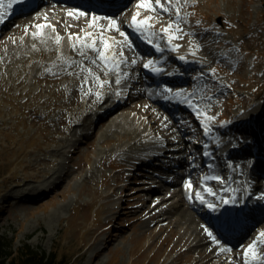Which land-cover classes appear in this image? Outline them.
I'll return each mask as SVG.
<instances>
[{"label": "rangeland", "instance_id": "obj_1", "mask_svg": "<svg viewBox=\"0 0 264 264\" xmlns=\"http://www.w3.org/2000/svg\"><path fill=\"white\" fill-rule=\"evenodd\" d=\"M200 2L202 5L199 10L210 20L232 17L230 35L238 33L237 39L239 43L242 41L243 48L241 54L225 59L216 75L219 79L207 73L199 78L201 101L205 103L207 111L210 112L212 108L216 110L215 118L218 112L230 116L242 105H246L242 109L247 112L250 109L248 102L264 94V6L261 7L264 0ZM48 8L49 4L45 3L37 13L48 11ZM256 20H262V25L254 27ZM119 30L127 37L125 39L119 34L121 45L126 49L134 48L126 30ZM206 40L216 59L220 54L230 53L222 47L217 48L216 42L212 43L209 38ZM248 52L250 55L246 57ZM255 52L260 57L257 59L258 65L252 70L249 61ZM132 54L140 55L135 51ZM138 71L131 70L132 74ZM9 72L3 69L0 78ZM20 76L23 77V74ZM223 79L235 85L233 92L222 94L219 98L206 94L205 90L213 87L210 83L212 80L216 82ZM133 81H126L127 85L132 86ZM28 82L29 93L15 85L10 88V79L0 83V235L13 240L16 248L28 243L47 254L58 248L60 254L68 256L71 264H196L202 256L192 249V240L188 243L179 241V237L186 232L183 226H177L176 215L163 222L168 226L171 221L170 227L162 231L154 226L155 220H150L143 212L148 201L147 195H137L138 185L130 183L133 180L140 181L138 174H144L143 166L139 165L138 168L128 165V159L119 153L124 149L123 145H127V139L121 141L127 131L122 127L124 123L114 125L112 130L110 128L112 121L120 115L148 121L147 116L122 109L107 119H96L92 126L89 123L85 127L82 126V120L73 116L79 109L77 92L83 91V80L69 81L67 85L64 82L37 84L33 76H30ZM255 86L258 88L253 90ZM228 87V84L226 87L220 86L219 91L224 93ZM162 89L167 90V86ZM131 92L136 98L128 102L143 107V111L151 104L146 94L152 95L154 100L164 105L168 102V95L162 96L156 87L145 84L136 85V90ZM145 100L147 103L144 105ZM261 101L264 103V100ZM147 128L153 129L151 122ZM172 131V144L179 138L185 141L173 146L175 156L179 157L194 148V144L188 142L189 133L183 132L180 136L175 128ZM240 133L241 127L231 128L227 139L239 142ZM162 137L160 145H172L167 136ZM90 141H93L92 146L87 144ZM127 151L131 155L139 150L132 147ZM50 161H55L57 166L50 165ZM187 171L188 168H181L180 172ZM260 180L256 183L264 185ZM21 181H25L26 185L19 186ZM120 185L121 188L117 187ZM122 189L124 192L119 199L110 197L115 203V209H110L107 202L109 198L104 194L115 192L117 195ZM176 191H180V188ZM26 194V197L21 198ZM173 203H176L175 199L160 208ZM249 216L246 215L245 219L253 222L255 216ZM109 218H114L116 224L108 232L105 226ZM208 230L212 233L210 227ZM187 231L191 235L192 230ZM208 237L206 243L213 241L221 245L213 234L210 241ZM225 248L226 245L221 247ZM224 257L226 264H234L231 258L226 255Z\"/></svg>", "mask_w": 264, "mask_h": 264}, {"label": "bare ground", "instance_id": "obj_2", "mask_svg": "<svg viewBox=\"0 0 264 264\" xmlns=\"http://www.w3.org/2000/svg\"><path fill=\"white\" fill-rule=\"evenodd\" d=\"M155 3V0L153 1V4ZM161 3H164V0H161ZM180 3L177 2V0H171V5H174V7H177ZM168 5V4H165ZM77 6V5H76ZM90 8V13L88 15H85L84 18L90 19L91 22L84 23L82 22V18L78 17L75 19H72L71 17L67 18L64 15H61L60 13H56L57 9L53 8V11L49 9V11H43L40 13H37L31 17H23L20 19V23H9L6 20V17L0 20V69L3 67L6 68H14L15 65L18 63L22 64L23 70L25 72V75L23 77H20V73L17 74L15 81L16 84L22 88L26 87L28 84L27 74L29 72L27 71L28 68H32L34 70H40L45 73V75H41L37 77V81L40 82L41 80L45 81H58V80H64L67 79L68 81L76 80L78 77L80 79H88L87 77H91L96 70L86 66L87 59L86 57L93 56L98 59L96 53L86 50L85 55H80L79 46H77V50H67L60 46V42H56L57 32L63 33L64 35H69L73 33H80L83 26L76 25L75 22H79L82 25L90 24L92 23L91 16L97 15L102 17H108L111 19H115L117 21V26L119 29H125L126 25L124 24V17L128 14V11H122L120 13L116 12L117 9H107V8H100L95 9L92 6H88ZM182 11L187 10L188 6L185 4L181 5ZM2 8L4 10L6 9V5H0V14L2 11ZM39 10V8H38ZM87 11V9H86ZM4 16H7L9 18V13L7 11H4ZM172 12L175 14V8H172ZM56 13V14H55ZM147 13L153 14V12L148 11ZM136 14V13H135ZM134 14V15H135ZM56 16L57 21H53V23H48V25H52L55 28V32H53L51 27H45L42 32L43 36L39 35V32L35 33L36 36H31L29 40L26 42L24 40H18L14 38L17 35H24L26 30L30 27H32L38 20L39 22H42V25H46V22L50 17ZM144 16H148V14L145 13ZM143 13L141 18L144 17ZM161 16L165 17V15L161 14ZM47 17V19H45ZM160 19H163L161 17L156 18V21L161 22ZM60 20V21H59ZM180 20L183 21L182 16L180 15ZM59 21V23H58ZM87 25L85 32L80 36L83 37L86 32H92L97 37L100 34L101 29H105L103 31V35L106 39L109 40L110 43L113 44V48L110 50L112 54L118 55L117 60L119 63L122 59H119V56L121 54L119 53L118 44L113 39L114 37L118 36L120 34L119 31H116L115 29H109V24L107 20H101L96 22V27L89 28ZM168 25L163 26V30ZM38 30V29H37ZM48 30L52 32L51 34H45L44 31ZM163 30H159L161 34H164ZM175 33H173L174 35ZM167 36L166 34H164ZM180 38L176 39V41H186L189 39L188 36L184 35H177ZM75 37V36H74ZM168 37V36H167ZM28 38V37H23ZM117 38V37H116ZM75 40V39H74ZM185 48L183 50H176L175 48H171V52L174 53V57H177L176 59H172L169 61V64H173L175 62H181L182 58L185 56H190L192 60V64H188L187 62H183L180 64L182 67L187 69L188 67L193 68L196 63L197 59L202 58L204 63V69L208 68L209 65L214 62L215 63V55L211 53L209 50L206 49V47L198 51L197 47L189 46V42L185 44ZM160 49V48H159ZM124 55H127V53L124 51ZM49 55V59L48 58ZM76 57L75 60H71L72 57ZM184 56V57H183ZM43 60H46L43 62ZM212 60V61H211ZM200 62V61H199ZM98 63L100 64L96 69L101 74V79H97L95 77H92L87 80V82L83 85V87L88 90L90 86H92V90L96 89L99 90L101 87L104 86L105 82L103 80L102 72L100 71V67H104L103 63L98 59ZM214 63L212 66H214ZM150 65L149 67H151ZM116 68V67H115ZM86 69H90L91 72L87 71ZM104 70L107 73L114 74L112 76L115 77L114 85L117 84V81L119 79L123 78L122 75H119L118 69L116 68L115 71H112L111 68H105ZM155 74H159L160 72L157 70H153ZM200 72V70H194L193 73L197 74ZM184 86L191 87L192 89L190 91L195 90L196 94H199V90L195 89L194 84H192L191 79H186V76H182ZM66 80V81H67ZM101 82H103L101 84ZM143 82V81H140ZM151 87H157L160 86L163 83H168L173 87V90L180 89L183 85H178L177 82H175V77H162L158 82H148ZM111 90H107L105 92L99 93V92H93L88 91V102H87V108L85 111H77L74 113L75 117H79V120H82L83 124L82 126L89 125L92 126L94 121L96 119L101 118H108V116L113 112H118L119 108H130L132 110H138L140 112H143V107H135L133 105L127 104V100H125V95L119 94V90L113 89L114 86L109 87ZM134 88V87H133ZM199 89H201L199 85ZM148 97H151V95L146 94ZM80 98H83L84 95L80 94ZM172 98V97H171ZM175 105H178L177 107H183V105H186L189 103V100H181L178 97L173 98ZM261 100H264V95H259V98L256 100H250V105H252L251 113H246L244 115H238L233 118L230 125L224 126H215V132H217L219 135H226L228 128H234L238 125L241 127L243 132L248 136L246 137V140L251 141H258L257 151L254 147H251L249 150L250 152L242 153L238 152V155H241V162L242 164V177L241 180H237L238 176L240 175L238 173V170L236 169V165H233V168L231 167V162L234 163V157H232L231 154L237 153V151L233 152V149L229 148L228 146V139H225V141L220 142L218 146L213 145V141L209 140L208 144H203L204 140L202 142H199V150L204 153L203 149H209L210 151L206 154V158L203 159L200 166H196L195 170L198 174L202 175V179L204 181L205 185H210L211 192L204 193L200 192V184L198 185V192L199 199L195 202H193V205L190 204L187 201L186 192L183 191V188H180V184H175L167 181H162L160 186H157L159 184L160 180H157V175L154 174L153 176H146V168L144 167V164L149 165L148 159H151L153 156L157 155L160 151L155 153L156 151H153L152 154L149 152L151 150L145 151L143 154V146L147 144V140L151 138L150 133H145L144 124L140 121H135V124L133 122H130V118L123 117V115H120L116 118L110 124L111 130L114 128V125H117L118 123H124V126L127 131H125V135L121 141L126 140L127 145H123L124 149L121 150L119 153L123 154L124 157H126L129 161V163L133 166L142 165L145 170H142L144 174H138V179L140 181H131L130 183L136 184L139 187V191L137 192V195L139 193H146L147 195V205L143 207V212L146 213L150 220H155L153 223L155 227H158L160 230L170 227L171 221H169L168 226L163 225V222L168 220H171V218L176 215L177 216V226H183L185 228L184 234H182L179 237L180 242L188 243L192 240V244H194V250L195 252H198L201 254L202 258L196 262V264H226V258L224 257L225 254H227L229 257H233L236 260H234V264H245V250L250 245H258V252H257V258L263 257L264 258V239H261V237L264 238V236L259 235L260 231L261 233H264V217L261 219L262 215L264 214V207L257 208L252 207L253 209H250L251 206H249L250 200L248 199L247 208L246 206L243 208V212L247 215H250L249 217L255 216V219L253 222H246L244 221L243 224L246 227V231H244L238 239L240 242H242L243 247L241 249H231L228 253L223 251H218L216 245L211 244L210 242L206 243L208 230H206L205 226L213 227V218L220 217L223 218V216H230L231 213H225L224 209L228 206H232V202L234 201V197L239 193L240 197L241 195H244L243 198H241L238 201V204L242 205L245 203L244 198L246 199L247 192L249 190L248 185H250L254 190L259 191L261 190V187H258L256 184L252 186L250 183L251 180L255 179L257 176L262 175L264 176V166L259 162L258 165H256V169L252 172L250 171V167L247 165V162L250 161L253 158L264 156V103H262ZM154 100L152 104H150V107L145 110V112L149 115V119L153 127L156 129L158 133L164 134L167 136V140L170 141L172 144L174 139L172 138L173 131L172 129H176L177 131H180L181 128L177 126V124L180 121V117L175 114V112H178V108L172 112L167 113V110L165 108L157 103ZM96 105V106H94ZM95 107L96 110H93ZM89 109L90 113L84 116L83 114L86 112V110ZM117 110V111H116ZM121 110V109H120ZM92 121V122H91ZM196 123L203 124H209L210 120L203 117L201 120H195ZM206 127L209 129V126L206 125ZM246 129V131H244ZM89 130V129H88ZM106 135V132L104 133ZM104 134L102 136H104ZM218 139V136H216ZM133 139V141H131ZM129 140V142H127ZM183 141V140H182ZM192 141L191 143H193ZM259 142H261L259 144ZM134 146H133V145ZM89 146L93 145V141H90L88 143ZM142 147L140 151H136L133 154H129L127 151L128 148H137ZM164 149V148H162ZM185 151V150H184ZM154 153V154H153ZM187 154H191V152H184V155L182 156L183 159L187 158ZM210 155V157H209ZM228 159H231L228 161ZM178 160V159H177ZM177 160L175 162L177 163ZM214 160H217L219 162L218 164V175L222 177V179L225 180V182H219L216 178V176L210 175V177L205 178V168L207 165L213 163ZM178 162H180L178 160ZM50 165L55 164V161H50ZM60 164V163H59ZM175 164V163H174ZM180 165V163L178 164ZM177 165V166H178ZM227 166L224 167V166ZM57 166V163L54 165V167ZM158 165H156L157 167ZM177 166L173 167L174 169H177ZM138 169V168H137ZM218 177V176H217ZM264 178V177H263ZM261 181V180H260ZM26 182L21 181L19 183V186H25ZM57 187V184L55 185ZM177 186V188H176ZM175 188V190H174ZM178 188H180V191H176ZM204 190V188H203ZM21 192H24L22 190ZM214 193L213 198H210V194ZM183 194V196H182ZM255 194V193H254ZM206 198L214 199L213 203H208L210 201L204 200V196ZM26 195L22 196L26 197ZM104 196L108 199V203L110 205V209H115V203L113 200L110 199L111 196H117L114 192L113 193H107L104 194ZM196 198V197H195ZM172 199L176 200V203H173L171 205H168L166 208H160L163 205H166L169 203ZM201 199H203V203H201ZM155 200V204L151 205L152 202ZM157 200V201H156ZM227 201V203H225ZM185 204L187 208H185ZM185 206V207H184ZM204 210L206 211V215L210 218L208 220L205 219ZM139 212V210H136L135 212ZM196 213H195V212ZM137 213V214H138ZM125 214V213H124ZM170 215V216H169ZM172 215V216H171ZM168 216V218H167ZM257 216V217H256ZM111 217V216H110ZM113 220V218H112ZM113 222V221H112ZM116 223V222H114ZM115 225V224H113ZM174 229V228H173ZM192 230L191 235L189 234V231ZM214 233L218 236V232L214 229ZM259 236V237H258ZM216 252L219 253L217 256L215 255ZM208 253V254H207ZM242 257L244 259L242 260ZM247 264H263L261 261L255 259H251L249 257Z\"/></svg>", "mask_w": 264, "mask_h": 264}, {"label": "snow or ice", "instance_id": "obj_3", "mask_svg": "<svg viewBox=\"0 0 264 264\" xmlns=\"http://www.w3.org/2000/svg\"><path fill=\"white\" fill-rule=\"evenodd\" d=\"M3 0H0V5H2ZM23 0H9V7H12L13 4H19L22 3ZM177 2H179V0H177ZM165 4H168L169 7H165ZM170 5H171V0H164V3H161V0H155V3L153 4V0H140V2L137 4V7L140 9H144L146 11H155L157 8H159L161 11L163 12H169L170 10ZM177 12V20L174 21L172 24H169L167 27L164 28L163 32L164 34H166L168 36V40L169 42H171L172 40H176L179 39L180 37L177 35H173L174 32H182V29L179 27V8L176 9ZM67 15L69 17L72 18H78L81 16H85L88 15L87 13L84 12H73V11H69L67 13ZM139 16V12H137L133 18H132V24L133 26L139 30V31H150L152 28V25L150 23V21L152 20V17L149 16L143 20H138ZM45 19H47V17H45ZM91 20L92 23L89 24V28H94L96 27V22L101 21V20H107L108 24H109V29H115L116 31H120L118 26H117V21L115 19H111L108 17H102V16H97V15H92L91 16ZM37 29L41 30L39 32V35L43 36V32L42 30L45 27H51L53 32H55V28L52 25H36ZM105 29H101L100 30V34L97 37L94 33L92 32H86L85 35L83 37H80L79 35L75 36L74 39L76 41V43H73L72 47L73 50H77V46H79V50H80V55H85V51L86 50H90L94 53H96L98 59L103 63L105 68H111L112 71H115L116 68L115 66L119 63V61L117 60L116 55L111 53V49L113 48V44L109 42L108 39H106L103 35V31ZM34 37L36 36V34H33ZM121 36H124L125 39H127L126 34L124 32H120ZM60 37L57 34L56 37V42L59 43L60 42ZM69 39H73L72 34H69ZM92 63H96L95 60L91 61ZM151 61H149L148 64L145 65V67H149L151 65ZM87 71L91 72L90 69H86ZM98 79V78H97ZM103 82H101L102 84ZM117 83H119V81H117ZM207 119H214L211 117H208ZM217 180H219V177L216 178ZM222 182V181H221ZM191 181H189L185 187L186 189H190L191 188ZM209 192H211V190L209 189ZM191 199V197H189ZM199 198V197H197ZM203 199H201V203H203ZM225 203H227V201H225ZM209 236H212V233L209 232L208 233ZM261 236H264V233L260 234ZM213 239H215V237H213ZM256 245H250L246 250H245V264H247L248 258L251 257V259L255 260L257 258V253L255 251Z\"/></svg>", "mask_w": 264, "mask_h": 264}, {"label": "trees", "instance_id": "obj_4", "mask_svg": "<svg viewBox=\"0 0 264 264\" xmlns=\"http://www.w3.org/2000/svg\"><path fill=\"white\" fill-rule=\"evenodd\" d=\"M0 264H71V260L58 248L49 254L28 243L16 248L13 240L0 235Z\"/></svg>", "mask_w": 264, "mask_h": 264}]
</instances>
